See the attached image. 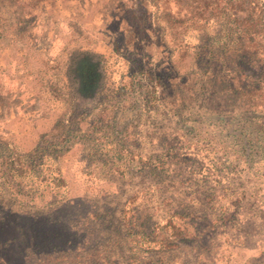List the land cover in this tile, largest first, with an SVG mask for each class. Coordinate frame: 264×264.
Masks as SVG:
<instances>
[{"label": "rangeland", "instance_id": "rangeland-1", "mask_svg": "<svg viewBox=\"0 0 264 264\" xmlns=\"http://www.w3.org/2000/svg\"><path fill=\"white\" fill-rule=\"evenodd\" d=\"M185 18L0 0V264H264V20Z\"/></svg>", "mask_w": 264, "mask_h": 264}, {"label": "trees", "instance_id": "trees-1", "mask_svg": "<svg viewBox=\"0 0 264 264\" xmlns=\"http://www.w3.org/2000/svg\"><path fill=\"white\" fill-rule=\"evenodd\" d=\"M181 4L184 12L185 19L191 22L207 23L211 19L213 12L218 11L224 18L231 24L241 25L243 21L246 23L250 20L263 21L264 20V8L261 7L259 0H176ZM245 23H243L244 25ZM245 27V26H243ZM247 27V26H246ZM251 27V26H250ZM243 41L252 43L255 39L254 31H249L248 28H242ZM42 216L39 219L34 217L28 223L25 224L26 229L29 231L33 230L37 232L39 236L38 241H41L43 248L46 250H51L54 248L64 247V245L69 241L70 234H66L63 230L58 231L55 229L54 233H50L47 228H43V225L49 224V215ZM18 222H10L11 226L15 225L17 228V235L22 234L24 240H32L33 235H28L25 231V227L17 224ZM6 225V224H5ZM3 226H0V230ZM29 231V232H30ZM21 232V233H19ZM35 232V233H36ZM29 237V240H28ZM16 240V235L9 237L7 243L4 244V249L10 251L13 247H17L18 241ZM36 247V242L33 243ZM19 246V245H18ZM38 246V245H37ZM12 247V249H10Z\"/></svg>", "mask_w": 264, "mask_h": 264}, {"label": "flooded vegetation", "instance_id": "flooded-vegetation-1", "mask_svg": "<svg viewBox=\"0 0 264 264\" xmlns=\"http://www.w3.org/2000/svg\"><path fill=\"white\" fill-rule=\"evenodd\" d=\"M84 69H85V71H87L86 72V75L90 73V69L88 67L85 66ZM86 75H83L82 74V82H83V85L86 84V81H85L86 80Z\"/></svg>", "mask_w": 264, "mask_h": 264}]
</instances>
